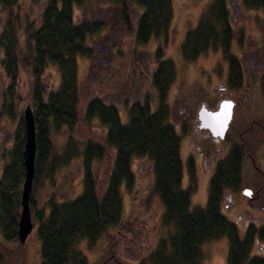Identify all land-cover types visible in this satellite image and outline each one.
<instances>
[{"label": "trees", "instance_id": "trees-1", "mask_svg": "<svg viewBox=\"0 0 264 264\" xmlns=\"http://www.w3.org/2000/svg\"><path fill=\"white\" fill-rule=\"evenodd\" d=\"M19 1L0 0V12L5 17L0 27V120L9 114L12 117V114L20 113L14 111V99L18 98L15 87L19 83V69L24 67L30 75L26 99L35 125L34 175L29 204L33 224L36 222L34 233L39 242V264H89L78 247L79 240L86 239L91 245L105 234L109 245L105 246V253L101 257L106 255V251L116 249V239L109 230L123 220L119 186L125 182L127 188L134 187L131 162L135 156L152 159L153 188L163 204L161 217L173 227V234L169 237L165 235L146 259L140 256L141 262L137 264H198L200 244L225 235L229 238L226 264H264V252L250 255L249 249L253 239L264 240V222L252 225L245 238L240 239L235 224L220 211L224 189H236L240 184V162L234 157L237 151L233 149L232 157L219 161L218 169L232 170L213 175L205 204H192L193 185H181L183 164L179 155L180 136L168 119V106L164 101L174 76L169 59L158 58L152 77L157 87L156 97L159 98L153 111L133 105L128 108L127 118H119L116 109L98 96L99 79L90 91L88 89V93L85 91V97H81L85 88L80 87L78 82L76 59L78 55L91 56L92 47L87 40L93 35L103 37V34L112 36V33L121 38L126 31L132 35L131 46L125 42L117 49L116 70L110 71L112 74L108 72L104 80L100 78L101 85L111 82L114 88L121 89L128 80L127 65L135 55L134 41L145 44L152 37L166 33L172 14L171 1L44 0L40 13L35 17H31L29 11L23 13ZM215 2L211 12L215 14L218 26L214 28L208 20H202L195 28L188 30L181 45V52L187 58H195L202 45L206 47L210 40L215 39L225 41L226 46L222 47L229 62L235 58L229 51L231 31L226 24L227 10L223 0H220V4ZM242 2L247 8L264 10V0ZM78 5L84 6L85 15H74V8ZM22 33L26 52L20 47ZM235 62L230 71V83L234 86L241 82V71ZM49 63L57 67L60 77L54 90L45 88L46 82L41 75ZM94 116L107 129L103 132L104 145L91 138L86 141V174L82 179L81 191L73 196L66 195L64 191L52 192L35 210L33 185L42 180L48 185L47 189L55 186L54 175L60 162L53 151L50 130L60 124L73 127L80 123L85 124L87 130ZM19 121L17 140L0 175V230L4 240L17 241L20 253L17 219L24 178L21 114ZM107 147H111V153H108L111 167L109 165L103 176L97 179L96 173L90 170V163L94 159L102 160ZM231 160L232 163L228 165ZM102 180L105 181L104 185L100 182ZM57 189L64 190V184L58 183ZM3 256L0 251V263ZM110 261L113 263V260ZM119 264L126 263L120 260Z\"/></svg>", "mask_w": 264, "mask_h": 264}, {"label": "rangeland", "instance_id": "rangeland-1", "mask_svg": "<svg viewBox=\"0 0 264 264\" xmlns=\"http://www.w3.org/2000/svg\"><path fill=\"white\" fill-rule=\"evenodd\" d=\"M170 1L172 14L166 33H162L163 35H159L158 37H152L145 44H137L134 41L135 55L127 65L128 80L126 79L125 85L123 88L120 87L121 89L114 88V84H111V82L106 83L104 86L101 85L100 78L103 79L108 72L116 70L118 65L117 49L122 47L125 42L131 46L133 44L132 35L126 31L121 38L115 37L114 33H112V36L103 34V37L93 35L87 40V44L92 47L91 56L78 55L76 59L78 82L80 87L83 86L85 88L82 92L84 95L81 97L84 98L85 94L91 90L94 82L96 83L97 79H99L98 96L107 101L116 102L115 107L120 115L119 118H127L129 104L140 100V103L143 102L148 105L153 102L155 90H153L152 80L149 75L155 70L157 60L161 57L171 61L174 73L167 94V97L169 96L168 102L170 103L172 102L170 95L174 88L187 91V96L189 94L202 95L204 94L203 87L210 89L209 85L215 80L225 81L227 74L226 58L228 56L223 49L226 46L225 41L210 40L206 47L202 45L201 51L195 58H187L181 52V45L188 30L195 28L200 21L208 20L212 26L214 25V28H217L215 14L211 12L215 0ZM223 2V5H227L225 6L227 8V16L225 15L226 24L230 23V53L236 55L241 50V47H253L258 41L260 48L264 47V10L247 8L244 6L242 0H223ZM43 3L44 0L19 1L22 12L26 13L29 11L31 17H35L40 13ZM215 4H220V0H216ZM85 14L86 10L84 6L78 5L74 8V15L77 17ZM3 22H5V17L0 12V27ZM261 27H263L262 31H260ZM202 36L204 37V35ZM20 37H22L20 47H22L23 52H26L23 33ZM120 41L121 44L119 45ZM110 73L112 74V72ZM18 74L19 83L15 87L18 98L14 99V111L18 110L20 113L12 114V117L9 114L0 120V175L4 164L9 159L11 147L17 140V127L20 122L19 116L20 114L22 116L23 108L28 103L26 98L27 92H29V72L24 67H20ZM41 75L42 80L46 82L45 88L54 90L58 87L60 77L54 64H47ZM3 82L7 84L5 79H3ZM1 86L0 84V88ZM85 91L88 92L86 93ZM209 93L213 96L211 91ZM218 94L232 96L230 92L229 94H223V92ZM239 97L242 99V96ZM190 101H188V105L193 107V112L197 102L195 100ZM211 103L207 101L208 106ZM259 115L260 120L264 121V98L261 94L258 96L257 88L254 86L252 88V97L249 99L244 98V101L235 109L232 121L233 127L236 126L237 122L243 124L242 126L248 125L251 119ZM179 119L177 113H173V117H170L173 124ZM90 121L91 124H89L87 130L83 123L73 127L69 124H60L53 127V130H50L49 136L53 151L59 156L60 162L54 175L55 186L47 189L48 185L44 184L42 180H38L37 184L34 183L32 196L35 210L40 204L45 202L46 198L44 197L48 194L50 195L52 192L64 191L65 194L67 193L66 195L73 196L81 191L82 179L86 174V156L84 154L86 141L91 138L104 143L103 132L107 129L95 116ZM179 136V155L183 166L186 168V165L190 164V161H187L185 158L189 143L186 141L185 144L184 137ZM248 140L249 145L253 146L256 152L260 147V162L255 160V163L264 168V133L259 135L254 132L252 136H249ZM106 151L102 160L97 161L94 159L90 163V170L96 173L97 179L103 176L109 165L111 167V163L109 164L108 161V153L110 151L109 149H106ZM191 161V167L193 168L192 175L189 171L191 168H189L188 174L184 172L181 185L184 187L190 184L193 185L191 203L203 205L207 200L206 186L210 173L209 170L205 171L204 169L209 168V165L203 164L199 160ZM248 163L241 184H239L238 188L231 191L234 201L230 202L225 195L221 203L222 209H220L221 213L235 224L236 234L240 239L245 238L247 231L252 226L248 223V225L245 224L247 217L248 219H254L256 216L264 218V208L247 204V197L242 194V189L247 187V185L253 193V186H251L250 182L253 183L257 178L258 180L262 179L261 173L256 171L250 161ZM131 169L135 176L134 187L127 188L125 182H122L119 186L123 204V220L121 224H116L109 231L113 234L114 239H116L115 250L119 258L126 264H137L141 262L140 256L146 259L148 253H151V250L160 243L162 238H165V235L169 237L171 233L173 234V227L166 224L161 217L163 204L153 188L152 159L147 156H135L131 162ZM100 182L102 185L105 184L104 180ZM58 183L64 184V190L59 191L57 189ZM258 183L255 181V185ZM250 212L255 217L250 215ZM254 221L256 220L254 219ZM35 224L36 222L34 221L33 230L24 243L21 244L20 242L22 250L20 253L19 249H17V241L4 240L0 230V251L4 255L0 264H35V261L37 262L36 253L39 250V242L34 233ZM107 241L108 238L105 234L101 235L91 245H89L86 239H81L78 242V247L88 255L89 262L94 263L105 258H96L95 253H98L99 250H104L105 246L109 245H107ZM263 243V240L258 241V243H250V255L258 254L263 249ZM228 247L229 238L227 235L203 241L200 244L201 256L199 257L198 264H226L225 258ZM106 254H108L107 251Z\"/></svg>", "mask_w": 264, "mask_h": 264}, {"label": "flooded vegetation", "instance_id": "flooded-vegetation-1", "mask_svg": "<svg viewBox=\"0 0 264 264\" xmlns=\"http://www.w3.org/2000/svg\"><path fill=\"white\" fill-rule=\"evenodd\" d=\"M263 27H261L260 31H262ZM261 43V40H260ZM255 45V43H254ZM241 50H239V53L235 55V58L231 60L230 62L227 59V74L225 76V81L222 80H215L213 83L209 85L210 89L204 88V94H189L187 96V91H183L181 89L174 88L172 90V93L170 95V98L172 97V102H168L169 96L167 97L168 90L166 92L165 96V103L168 106V119L170 120V117H173V113H177L179 116V120L175 121V123L172 125L174 127V130L176 133L181 135L184 140V143L186 144V141H188V149L186 154L187 161H190L189 165L183 166V176L184 172L188 174V169L190 171V174L192 175V161H197L201 163H205L209 165V168L204 169L205 171H210L207 179V186H206V199L208 198L209 193V186L211 182V178L213 175L216 174H222V173H228L232 170V168L229 169H218L219 168V161L222 159H226L228 156L232 157L233 155V149L237 151V153H234V157L239 159L240 162V169H239V181L240 184L242 182L243 175L247 169L248 161H250L253 164V167L256 169V171L261 173L262 181L255 179L253 183L250 182L251 186H253V193L252 190L248 187H244L242 189V193H246V203L251 206H256L260 208H264V168L260 167V165H257L255 163V160L260 162V147L258 148L257 152L254 150L253 146L249 145V136H252V134L255 132L259 135H262L264 133V121L260 120V115L256 116L254 119H251L249 124L242 126L243 124H239L237 122L236 126L233 127V119H234V112L235 109L239 104H241L244 101V98L249 99L252 97V88L256 86L257 88V94L264 98V47L260 48L259 41L256 43L255 46H245L241 47ZM158 61V60H157ZM239 66L241 71V82L238 83L236 86H234L230 80V71H232L233 62ZM157 69V64L156 68ZM155 70L149 75L152 80L153 84V90H155V94L153 95V102L148 105L146 103H140V101H136L135 103H131L128 105V108L131 106H144L149 111H153L155 107H157L159 98L156 97L157 94V87L154 83L152 77L155 72ZM250 80V81H249ZM171 84V83H170ZM256 84V85H255ZM170 86V85H169ZM169 89V88H168ZM120 91V90H119ZM212 92L213 96L209 93ZM229 94L232 93V96H222L221 94ZM222 96V97H221ZM242 96V99L241 97ZM215 99H214V98ZM219 97H221L219 99ZM239 97V98H238ZM228 98L233 100V108H232V115L231 119L228 122L227 128L224 132L223 136L214 135L208 129L207 127H203L200 125V120L198 118V110L205 106L207 109L214 110L218 107L219 101ZM238 98V100H237ZM106 104L112 105V107L116 106V102L107 101L103 99ZM195 100L197 103L194 106V111L192 112L191 106H189L188 101ZM207 101L211 103L209 106L207 105ZM116 109V107L114 108ZM264 118V116H263ZM246 122V121H245ZM254 125V127H252ZM253 128V129H252ZM102 143V142H101ZM260 144V143H259ZM258 144V145H259ZM104 145V143H102ZM237 146L236 148H234ZM255 146V145H254ZM180 147V146H179ZM111 153V147L108 148ZM180 150V149H179ZM104 157V155H103ZM102 157V159H103ZM232 163V160L228 163L230 165ZM227 165V166H228ZM244 166L246 167L244 169ZM262 168V169H261ZM182 176V179H183ZM182 181V180H181ZM255 181L259 182L257 185H255ZM235 190L231 187H226L223 191V196L221 199V202L224 200L225 195L227 196L228 200L232 202L234 201L232 197L231 191ZM237 204V203H236ZM228 205V204H226ZM220 209L221 204H220ZM248 214V213H247ZM250 215H253L252 212L249 213ZM254 216V215H253ZM255 217V216H254ZM257 217V218H256ZM254 219H248L245 222V224H251L256 225L264 222V218H261L260 216H256ZM119 231V230H117ZM257 239V238H255ZM253 239V241L255 240ZM258 240V239H257ZM264 251V247L261 250ZM92 252V251H91ZM108 254H106L101 261H96L94 263L89 262L88 255L84 253L82 250V253L86 256V262L89 264H119L120 258L116 254V250L114 251H107ZM105 250H99L96 254L97 257H101L104 255ZM112 257L113 263H111L109 257ZM37 262L35 261V264H39V250L36 253ZM105 259V260H104ZM136 264V263H131Z\"/></svg>", "mask_w": 264, "mask_h": 264}, {"label": "water", "instance_id": "water-1", "mask_svg": "<svg viewBox=\"0 0 264 264\" xmlns=\"http://www.w3.org/2000/svg\"><path fill=\"white\" fill-rule=\"evenodd\" d=\"M233 100L224 98L220 100L214 110L202 106L198 110L200 125L210 129L212 134L223 136L231 118ZM24 143L22 148V160L24 165V178L20 193V211L17 220V236L20 242H24L32 229L29 196L32 188L35 161V125L30 105L25 104L23 111ZM248 193V192H247Z\"/></svg>", "mask_w": 264, "mask_h": 264}]
</instances>
